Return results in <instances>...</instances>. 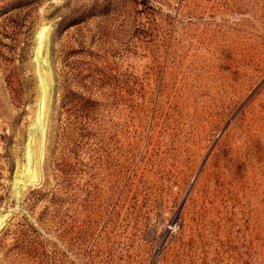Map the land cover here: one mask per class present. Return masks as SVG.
I'll use <instances>...</instances> for the list:
<instances>
[{"label":"rangeland","instance_id":"374dc122","mask_svg":"<svg viewBox=\"0 0 264 264\" xmlns=\"http://www.w3.org/2000/svg\"><path fill=\"white\" fill-rule=\"evenodd\" d=\"M0 264H264V0H0Z\"/></svg>","mask_w":264,"mask_h":264},{"label":"bare ground","instance_id":"6f19581e","mask_svg":"<svg viewBox=\"0 0 264 264\" xmlns=\"http://www.w3.org/2000/svg\"><path fill=\"white\" fill-rule=\"evenodd\" d=\"M46 42V40H45ZM44 42V49L42 53V70H41V82H42V91H43V105L40 114V130L42 131V139L45 136V120L47 113L49 111L50 106V99H51V87H52V80H51V72L49 69V62H48V55H47V47L45 46ZM48 44V43H47Z\"/></svg>","mask_w":264,"mask_h":264}]
</instances>
